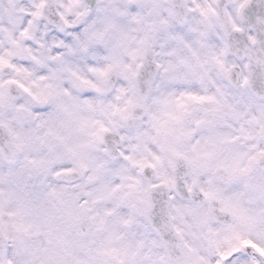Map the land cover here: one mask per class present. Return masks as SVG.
<instances>
[{
	"label": "clouds",
	"instance_id": "9594fccd",
	"mask_svg": "<svg viewBox=\"0 0 264 264\" xmlns=\"http://www.w3.org/2000/svg\"><path fill=\"white\" fill-rule=\"evenodd\" d=\"M0 264H264V0H0Z\"/></svg>",
	"mask_w": 264,
	"mask_h": 264
}]
</instances>
